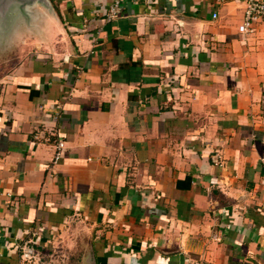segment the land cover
<instances>
[{
  "label": "crops",
  "instance_id": "obj_1",
  "mask_svg": "<svg viewBox=\"0 0 264 264\" xmlns=\"http://www.w3.org/2000/svg\"><path fill=\"white\" fill-rule=\"evenodd\" d=\"M247 1L0 8V264L28 247L37 264H264V22L240 31Z\"/></svg>",
  "mask_w": 264,
  "mask_h": 264
},
{
  "label": "built area",
  "instance_id": "obj_2",
  "mask_svg": "<svg viewBox=\"0 0 264 264\" xmlns=\"http://www.w3.org/2000/svg\"><path fill=\"white\" fill-rule=\"evenodd\" d=\"M125 6V0H110V4L107 12V19H113L123 14ZM218 15L214 13V17ZM264 22V1L263 0H248L245 17L243 23L240 25L241 32L252 33L255 31V23ZM64 149V141L58 140L56 143L55 161L58 160ZM220 162V159H217ZM27 252H31L32 248L28 247ZM26 254V253H25Z\"/></svg>",
  "mask_w": 264,
  "mask_h": 264
},
{
  "label": "rangeland",
  "instance_id": "obj_3",
  "mask_svg": "<svg viewBox=\"0 0 264 264\" xmlns=\"http://www.w3.org/2000/svg\"><path fill=\"white\" fill-rule=\"evenodd\" d=\"M14 19V18H13ZM14 23V20H12ZM11 63L14 64V60H11ZM11 64V65H12ZM0 67H2L0 65ZM4 75L0 74V81L2 79ZM1 84V82H0ZM41 253H39V251H36L33 247H32V251L31 252H27L24 256V264H37V262L41 259ZM39 263V262H38Z\"/></svg>",
  "mask_w": 264,
  "mask_h": 264
},
{
  "label": "water",
  "instance_id": "obj_4",
  "mask_svg": "<svg viewBox=\"0 0 264 264\" xmlns=\"http://www.w3.org/2000/svg\"><path fill=\"white\" fill-rule=\"evenodd\" d=\"M9 1H15V0H0V8H2L3 6H6L8 4ZM16 1H19L21 3H32V2H35V1H42V2H46L48 3L49 0H16Z\"/></svg>",
  "mask_w": 264,
  "mask_h": 264
}]
</instances>
